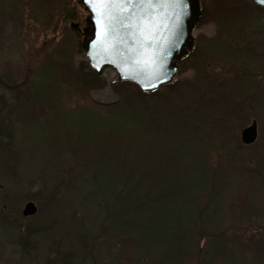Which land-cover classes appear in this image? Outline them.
<instances>
[{
    "label": "rangeland",
    "instance_id": "obj_1",
    "mask_svg": "<svg viewBox=\"0 0 264 264\" xmlns=\"http://www.w3.org/2000/svg\"><path fill=\"white\" fill-rule=\"evenodd\" d=\"M199 1L203 17L192 33L194 51L185 60L183 72L175 77L181 80L177 92L179 95L171 93L168 98L149 101L153 104L147 110L157 118L161 129L156 144L145 141V138L142 140V137L139 139L134 134L135 126H132L130 120L127 129L132 137L119 136L112 139L116 141L115 147L119 153L129 148L128 152L134 154L133 164L130 165L132 168L149 162L153 171H168L169 190L175 186L183 190L186 186L184 170L179 176L174 175V170L184 160L181 161L183 156L174 148L181 139L191 138L190 145L194 149L198 148L200 153L214 158L212 166L215 172L212 175L218 176L217 184H228L225 190L234 194L240 191L246 178L229 158L230 152L234 154L232 149L240 147L242 158H247L244 165L248 170H254L259 164L264 167V12L253 9V4L248 0H219V8L217 5L211 6L212 0ZM80 5L79 0H0V105L2 109L12 110V116L0 112L3 118L0 120V264H118L117 258L122 260L121 264H133L131 255L135 251L128 244H124L123 251L117 257L128 235L123 232L121 234L113 226L107 227L105 220L102 221V227L97 226L99 218L95 219V215L100 217L103 207L108 204L106 195L102 193L106 176L99 181L96 176L83 179L74 176L84 163L82 152L77 147L85 149L92 146L90 142L93 141L94 133L97 146H107L102 123H105L106 128H111L119 124L118 120H125L124 116H139L135 111L138 108L136 99L133 98L132 106L123 105L127 108L130 106V109L121 106L117 114L110 116L111 112L106 106L119 102L123 96V99L128 97L124 92L114 89V74L104 71L101 77L105 86L88 90L86 95L73 96L71 90L67 91L62 84L65 91L60 103L59 118L63 138L53 136L41 140L53 130L57 117L48 116L47 121L30 123L26 119L34 111L32 101L37 97L36 90L42 89L43 85L49 88L53 79L56 83L55 76L52 79V75L47 73L49 68L67 61L72 68H85L87 59L82 47L78 50L76 45L86 27L87 14ZM229 6L235 10L238 8L239 13L236 14ZM218 9L225 10L220 18L217 16ZM211 10L215 12L213 16H209ZM75 24L78 30L72 29L71 26ZM208 39H214L210 42L213 51L207 47ZM68 116H95L96 119L84 118V121H80V125H83L80 129V125L75 128L74 121H69L77 135L74 139L73 132L63 121ZM252 120L257 123V138L253 144L243 145L240 140L241 130L250 125ZM22 133L25 139L21 145ZM150 137L155 136L152 133ZM34 140H37V144L28 143ZM62 144L68 153L70 170L57 171L63 181L69 185H78V197L71 198V207L68 208L69 200L64 196L61 205L57 209L52 207V210L58 211V215L54 216L60 218H63V211H69L78 225L85 218L88 223L84 244L81 243V248L78 247L74 253L56 247L50 237L46 247L45 242L41 243L35 236L38 232H46L44 213L50 209L49 204L53 200L49 201L45 192L48 191L47 187L56 184H52L53 179L49 178L48 170L43 166L49 164L48 154L57 151V147L61 149ZM179 147L183 153L191 148L187 142ZM193 148L191 150L195 151ZM36 150L45 152L40 163L30 157L31 151ZM194 154H188L187 158L197 160ZM201 165H205L202 170L211 167L206 160ZM39 166L43 168L40 170ZM123 169L124 166L118 165L115 175L121 174ZM263 169L260 170L264 172ZM135 177L138 180V175ZM249 177H253L251 183H255L254 190L255 185L258 186L255 204L264 205V173L260 177ZM134 183L138 185L136 181ZM93 191L99 200H93L89 209L92 208L91 212L95 214L85 215L83 197ZM63 192L64 188L60 187L57 192L56 189L52 191V194L63 196ZM28 201L35 203L37 211L25 217L21 211ZM179 204L178 197L170 203V215L181 210ZM54 216L50 226L57 221ZM67 221L64 224H70ZM95 222L96 228H93ZM260 232L264 235V218L255 224L243 221L229 228L230 235L240 236L246 243L255 242ZM241 251L234 249L231 252L233 256H238ZM151 255L150 258H143V264H169L160 263Z\"/></svg>",
    "mask_w": 264,
    "mask_h": 264
},
{
    "label": "trees",
    "instance_id": "obj_2",
    "mask_svg": "<svg viewBox=\"0 0 264 264\" xmlns=\"http://www.w3.org/2000/svg\"><path fill=\"white\" fill-rule=\"evenodd\" d=\"M212 1L213 3L211 6L217 5V8H219L220 1ZM252 6L253 9L257 8L264 12L262 8L255 7V5ZM228 8L235 10L232 6ZM223 11L225 10L219 11L218 9L217 16H222ZM235 11L236 14L239 13L238 8H236ZM213 13L215 12L211 10L209 16H213ZM202 17L203 15L201 18ZM213 40L214 39L206 40L208 49L210 48V42ZM80 41L76 44L78 50L81 46ZM211 50L213 51V49ZM193 51L194 49L191 52L193 53ZM191 52L187 57L178 62L177 74L183 72V64L186 63L185 60L191 56ZM87 67L88 69L85 71L84 69ZM85 68H72L67 61L62 64H55L52 68L53 70L51 68L48 69L47 73L52 75V79L53 76H55L56 83L53 79L49 88L43 85V87L41 86L43 90H36L38 92L37 97L32 101V104L35 106L34 111L26 118L29 120L26 121L30 123L32 121H47L48 116L57 117L55 126L52 128L53 130L48 132L45 135L46 137L41 139L42 141L47 138H52L53 136L59 137V139H61V137L63 138V132L61 130L62 125L60 123L61 119L59 116L61 114L60 103L64 97L63 91H65V89L67 91L71 90L72 95L78 97L82 94L86 95V91L88 90L100 89L105 86L103 78L89 68L87 62H85ZM58 70H60V73ZM180 82V79L175 78L173 82L161 86L157 92L155 91L153 93L142 92L133 82H114V89L118 90L120 93L124 92L125 96L128 98L123 99V96L119 102L106 106L111 112L110 116L112 114H117L122 107L124 109L127 108L123 105L127 106L129 104L132 106L133 98L137 101L138 108L135 111L139 116H124L125 120H118L119 124L111 128H106L103 122L101 127L102 130L106 132L104 136H107L105 141L107 146L99 148L94 141L96 137L94 133L91 139L93 141L90 142L92 146L85 149L77 147V149L82 152L84 163L78 168L77 176L75 175L74 177L83 179L84 177L89 178L96 176L99 181L100 178L103 180V176H106V180L104 179L105 190L100 191H102L103 195H106L108 204L103 207V211L99 215L100 217L95 215V219L99 218L97 226L99 225L102 227L104 225L102 221L105 220L104 222H106L107 227H109V225L113 226L121 234L123 232L128 235V239L123 241V245L117 253V257H119L120 253L123 251L125 247L124 244H128L130 247H134L135 252L133 251L134 253L131 255L133 264H143V258L147 256L150 258L151 254V256L156 258V261H160V263L169 262V264H264V235H262V232L257 234L258 236L255 242L250 241L247 243L243 241L242 237L230 235L229 233V228L238 225V223L247 221L248 223L255 224L257 220L264 218V205L262 203L258 205L255 204V200L257 199V194L255 193L258 186L255 185L254 190L255 183H251L253 177H249L252 175L260 177L261 174L264 173L260 169L264 167H261L259 164L254 170L253 168L252 170H248L247 166L244 165L246 164L247 158H242L240 147L234 150L232 149L234 154L232 155L230 152L229 158L234 162V166H237L242 173H244V179L246 178V181L243 183L242 188L239 189L240 191L234 194L232 191L228 192L227 189L225 190L224 187H228V184H226L227 186L217 184L216 180H218V176L216 174L212 175L213 171L215 172V168L212 166V164H214V158H211L209 154L200 153L198 148L194 149L190 145L191 138H186L185 140L179 139L180 141L177 142V146L174 148V150L184 158H181V161L184 160L181 166H173L175 167V176H179L178 174H181L184 170V175H186V179L184 178L186 180V186H184L185 188L183 190H179L180 188L176 186L169 190L168 171L163 172V169L153 171L150 168L151 163L149 162L142 163L140 167L137 165L135 168H132L130 165L133 164L135 158L133 156L134 154L128 152L129 148L124 151V153H119L117 147H115L116 141L112 138L119 136H126V138L132 137V134H130V131L127 129L130 121L135 123H132V126H135L134 134H137L139 139L141 137L142 140L145 138V141H152L155 145L156 137L158 138L160 136V127L157 124V118L152 116L147 110L148 106L153 104V102L149 101L155 102L160 97L168 98L171 93L179 95L177 92H179L180 89ZM62 84L65 85V89H63ZM72 98L74 99L75 97ZM101 106L105 107V105ZM130 106L127 109H130ZM0 112H7L12 116V110L10 108L2 109L1 105ZM88 117L96 119L95 116H83L81 118L79 116H68L63 119L73 132L74 139L77 135H75V131H73V127L70 125L71 123L69 124V121H74L73 125L76 128V125H80L81 120L84 121V118ZM73 118H76L79 124L76 120H73ZM2 119L3 118L0 116V120ZM142 123L146 125L142 126ZM82 126L81 124L79 129L82 128ZM23 133L21 134L23 139L21 138L22 141L19 142L21 145L25 139ZM152 133L155 137H150ZM86 137H88V135ZM78 139L80 140V137H78ZM36 141L37 140H34L28 143L31 144L35 142L33 143L35 145L37 144ZM61 141H63V139ZM139 142H137V145ZM185 142H187L191 148L183 153L179 146H183ZM39 143H41L40 140ZM56 144L58 146L59 143L56 142ZM192 148L195 151H192ZM18 149L20 151V148ZM56 149L57 151L50 152V155L48 154L49 164L43 166L46 167V171L48 170L47 173L49 174V178L53 179L52 184L56 183L54 187L53 185L47 187L48 191L46 190L45 192L48 200H53V203L49 204L51 205L50 209H46L44 213L46 223L43 225L46 232H38L37 234L35 232V236L36 240L41 243L45 242L46 247L50 237L54 242L53 245L74 253L78 247L81 248V243L84 244L83 238H86L88 223L85 218V221L78 225V222L74 220L69 211H63V218L54 216L58 215V211H53L52 207L57 209L64 201V196L69 200L68 208L71 207V198L78 197V185H69L68 182L62 180V177L57 171L69 172L70 170L66 148L62 144L61 149L58 147ZM179 151H181V153ZM192 152L196 154H194V157H196L195 159L197 160L187 158L188 154H192ZM44 153L37 150L34 152L31 151L30 157L32 160H36L40 163ZM203 160H206V163L211 167L202 170V167H205V165H201ZM262 163H264L263 159ZM118 165L124 166V169L121 174L115 175V170ZM42 168L40 167V170ZM252 172L253 174L251 175ZM137 175L138 180L135 177ZM135 181L138 183L137 186L136 183H134ZM60 187L64 188L63 196H55L56 193L52 194V191L56 189L57 192ZM177 197L178 202H180L179 206L181 210L178 213L175 211L170 215L169 205L173 201L175 202V198ZM93 200H99L97 199V193L95 191L83 197L84 204H86L85 215H91V213L92 215L95 214L91 212L92 208L89 209V205ZM53 216L54 218L57 217V221L50 226V220ZM66 220H69L67 222H70V224H64ZM59 221L62 222L61 225ZM92 227L96 228V222ZM234 249L242 250L241 254L233 256V252L231 251ZM79 251L77 255H79ZM121 262L122 260L117 258L116 263L121 264Z\"/></svg>",
    "mask_w": 264,
    "mask_h": 264
},
{
    "label": "water",
    "instance_id": "obj_3",
    "mask_svg": "<svg viewBox=\"0 0 264 264\" xmlns=\"http://www.w3.org/2000/svg\"><path fill=\"white\" fill-rule=\"evenodd\" d=\"M86 12V27L82 33L81 47L87 58L88 66L97 75L111 71L115 81H130L144 93L155 92L160 86L171 83L177 73V64L192 49L193 30L200 18L198 0H184L183 5L175 9H168L162 17V26L156 34L155 40L147 50V55L155 56V64L145 68L137 65L140 53L137 51L136 42L123 31H117L113 39L97 37V20L99 17L93 12L87 0H79ZM255 5L264 7L260 0H250ZM175 11L176 15H173ZM77 25L71 26L76 30ZM78 30V29H77ZM257 138V123L251 121L250 125L242 129L240 139L243 144H252ZM32 201L26 202L22 208V215L32 216L37 207Z\"/></svg>",
    "mask_w": 264,
    "mask_h": 264
},
{
    "label": "snow or ice",
    "instance_id": "obj_4",
    "mask_svg": "<svg viewBox=\"0 0 264 264\" xmlns=\"http://www.w3.org/2000/svg\"><path fill=\"white\" fill-rule=\"evenodd\" d=\"M260 2L264 3V0ZM87 3L99 17L98 39L101 38V27L105 41L113 39L117 31H123L136 42L140 53L137 65L149 68L155 64V56L149 57L147 50L162 26L163 15L168 9L183 5L184 0H87ZM173 15L179 18L175 11Z\"/></svg>",
    "mask_w": 264,
    "mask_h": 264
},
{
    "label": "flooded vegetation",
    "instance_id": "obj_5",
    "mask_svg": "<svg viewBox=\"0 0 264 264\" xmlns=\"http://www.w3.org/2000/svg\"><path fill=\"white\" fill-rule=\"evenodd\" d=\"M199 4H200V1H199ZM200 10H201V7L199 6ZM201 12V11H200ZM202 15V14H201Z\"/></svg>",
    "mask_w": 264,
    "mask_h": 264
},
{
    "label": "bare ground",
    "instance_id": "obj_6",
    "mask_svg": "<svg viewBox=\"0 0 264 264\" xmlns=\"http://www.w3.org/2000/svg\"><path fill=\"white\" fill-rule=\"evenodd\" d=\"M111 71H109V73H110ZM108 73V72H107ZM112 75V74H111ZM111 75H109V76H111Z\"/></svg>",
    "mask_w": 264,
    "mask_h": 264
}]
</instances>
